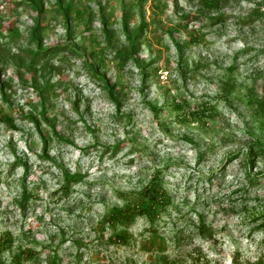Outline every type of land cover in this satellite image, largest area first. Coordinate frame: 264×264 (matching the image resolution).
<instances>
[{
	"label": "clouds",
	"instance_id": "1",
	"mask_svg": "<svg viewBox=\"0 0 264 264\" xmlns=\"http://www.w3.org/2000/svg\"><path fill=\"white\" fill-rule=\"evenodd\" d=\"M173 3L132 55L53 10L33 64L37 13L0 0V264H264V0Z\"/></svg>",
	"mask_w": 264,
	"mask_h": 264
},
{
	"label": "rangeland",
	"instance_id": "2",
	"mask_svg": "<svg viewBox=\"0 0 264 264\" xmlns=\"http://www.w3.org/2000/svg\"><path fill=\"white\" fill-rule=\"evenodd\" d=\"M38 2L39 6H42L43 11L41 13H37V17L35 19V24L33 27L36 26V24L42 25V27H44V30L41 32V38H42V33L45 32L47 30V16L48 14L55 10L57 13V5H56V0H36ZM62 2L64 3H72V9H80V11L83 12V20L79 21H71L70 23L72 25H76L78 26L79 24L83 23L86 25L85 30L91 31L95 21L97 20V18H99L100 21V32L103 35L104 41L109 44V46H112L113 42L115 40H117V29L115 27V25L118 23L120 25V30L123 31V15H127L126 16V21L127 24H134V28L138 27L141 23L144 24V36L143 39L144 41L147 39L146 36V29L149 28L150 24L153 22L151 19V8H149L147 11H145L144 9V4L146 3V0H86L87 2V6H84L85 4V0H62ZM48 4L50 7H45V4ZM116 4V7H113V4ZM92 4H95L96 7L92 8ZM178 8V0H174L173 3V9L174 11L177 10ZM32 9V8H31ZM119 11V17L117 18L116 16V12ZM71 16H74L73 13H71ZM146 16L148 17L146 19ZM102 17L103 19H105L106 21V25H104L102 23ZM137 17H139V23H134L137 19ZM88 20H90V23L88 22ZM106 26V27H104ZM71 32H72V28L70 27ZM103 29H105L104 32ZM9 32H14L15 29L13 26H9L8 29ZM68 35V34H67ZM71 35V33H70ZM195 39V38H194ZM54 46L45 48L43 47V39H42V48L44 50H49L50 48H53ZM94 52V51H93ZM95 53V52H94ZM5 54V50L3 48H0V55L4 56ZM103 63V61H102ZM151 68V64H147L144 65V67L141 69L142 75L143 76H147L148 73V69ZM167 69H163V71H166ZM156 73L161 72V69H156L154 70ZM98 77H102L101 74L98 72ZM103 78V77H102ZM29 77H21V83H24L26 80H28ZM162 79H167V76H163ZM107 81V79H105ZM31 84L33 87L36 86V80L33 81L31 78ZM6 87L5 88H9L11 87L10 82L5 83ZM43 91V90H42ZM47 91V90H46ZM43 93V92H42ZM6 95V94H5ZM41 100L40 103L41 105H45L46 104V98H45V92L43 94H41ZM42 99L44 100L43 103L41 102ZM4 100V98H3ZM5 103H9V98L6 95V101L4 100ZM11 104L9 103V107L11 108ZM46 110V109H45ZM3 109L0 108V112H2ZM6 115V114H5ZM4 116V115H3ZM33 117L35 119V121H32L33 124L36 126L37 132L41 135V140L44 142V144L46 143V145L43 148V152L45 154V157L47 156V142L45 141V137L44 134L42 133L39 123L36 119V117L32 114H29L28 116L24 117L25 119H29L28 117ZM1 117V116H0ZM10 117V116H9ZM13 120V119H12ZM45 122H48L47 120ZM13 126L14 128H12L13 130H15V124L13 121ZM50 128L52 129V133L55 134V127L50 123ZM14 142V137H9V145L11 146ZM31 151V149H29ZM15 166V162L13 163V165L10 167V171L11 168ZM27 169H28V165L25 164V178L27 176Z\"/></svg>",
	"mask_w": 264,
	"mask_h": 264
},
{
	"label": "trees",
	"instance_id": "3",
	"mask_svg": "<svg viewBox=\"0 0 264 264\" xmlns=\"http://www.w3.org/2000/svg\"><path fill=\"white\" fill-rule=\"evenodd\" d=\"M28 5L32 8L33 11H36L38 13H41L43 11L42 6L38 5V2L36 0H28ZM56 5H57V10L59 13L63 14V19H64V24L65 27L67 29V34L70 35L71 33V29H70V22L71 21H81L83 20V12L80 11V9H72V3H64L62 2V0H56ZM71 13L74 14V16H71ZM126 14L123 15V32L128 35L129 38V48L127 49L126 55H132L134 54L137 45L139 43L144 42L143 36H144V24H140L138 27L134 28L131 30V33H129V25L127 24L126 21ZM185 19H187L185 17ZM102 23L104 25H106V21L105 19H103L102 17ZM88 22L90 23V20H88ZM106 27V26H104ZM44 30V27H42V25L36 24L35 27H33L32 29V39L36 41L37 43V52L33 55V64H35L36 60L38 58H42L44 56H46L49 52H56L59 51L60 49L53 47L50 48L49 50H44L42 48V38H41V32ZM104 32L105 29H103ZM109 45V44H108ZM79 51V49H77ZM91 55L93 57L96 56V53L92 52ZM3 56L0 55V58H2ZM102 64V60L99 61ZM95 70V69H94ZM98 74V72H97ZM98 76V75H97ZM98 78H102V77H98ZM33 81H35V78H32ZM105 85H108V81H104ZM6 81L4 82H0V92H3V89L6 87L5 85ZM47 89L41 91V94H43ZM43 92V93H42ZM4 100L6 101V95L3 96ZM43 99H42V103H43ZM43 115V113L41 114ZM29 119H31L32 121H35V119L33 117H28ZM0 120L5 121L10 127L14 128L13 126V120L11 117H9L8 115H4L0 117ZM46 145V143L44 144V146Z\"/></svg>",
	"mask_w": 264,
	"mask_h": 264
}]
</instances>
